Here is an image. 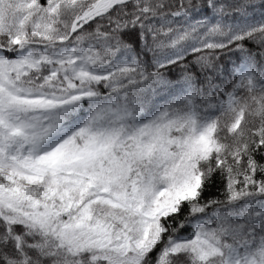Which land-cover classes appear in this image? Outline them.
<instances>
[{
  "label": "snow or ice",
  "instance_id": "snow-or-ice-1",
  "mask_svg": "<svg viewBox=\"0 0 264 264\" xmlns=\"http://www.w3.org/2000/svg\"><path fill=\"white\" fill-rule=\"evenodd\" d=\"M0 264H264V0H0Z\"/></svg>",
  "mask_w": 264,
  "mask_h": 264
}]
</instances>
